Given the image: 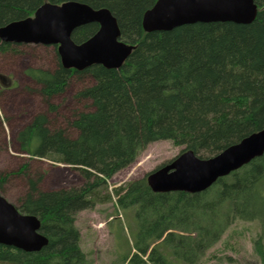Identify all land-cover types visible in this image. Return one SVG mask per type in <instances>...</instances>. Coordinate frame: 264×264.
Masks as SVG:
<instances>
[{"label":"trees","instance_id":"obj_1","mask_svg":"<svg viewBox=\"0 0 264 264\" xmlns=\"http://www.w3.org/2000/svg\"><path fill=\"white\" fill-rule=\"evenodd\" d=\"M67 1L107 9L120 41L133 50L117 70L100 65L68 70L57 55L52 71H27L45 102L62 95L73 77L92 78L75 95L86 109L70 116L67 130L51 128L46 114H37L16 136L28 159L78 169L84 182L44 191L41 177H29V164L19 167L28 190L16 209L39 220L47 245L36 253L0 245V264H85L76 214L92 209L106 182L149 144L170 141L206 159L264 129V0H253L258 9L249 25L196 23L150 33L143 30L142 19L156 0H0V28L33 17L44 3ZM97 30L95 23L82 26L71 39L80 44ZM20 46L0 41V54ZM11 175H0V191ZM113 192L120 209L136 208L137 253L124 264H170V254L192 264L186 251L195 238L196 247L203 248L235 221H264V154L201 193H153L145 178ZM180 233L195 235L185 239ZM161 245L171 253H160Z\"/></svg>","mask_w":264,"mask_h":264},{"label":"rangeland","instance_id":"obj_2","mask_svg":"<svg viewBox=\"0 0 264 264\" xmlns=\"http://www.w3.org/2000/svg\"><path fill=\"white\" fill-rule=\"evenodd\" d=\"M57 62L56 46L21 45L15 52L0 54V175L12 174L0 195L17 208L28 190L24 176L17 174L23 164L30 166L29 177L42 178L39 187L44 191L78 188L84 182L78 169L45 159H28L16 141L17 133L37 114H46L51 128L67 130L70 116L86 109V102L77 100L75 95L82 87L93 83L90 76L73 77L62 95L45 102L38 93L39 87L27 75L29 69L52 71ZM49 105L56 109L50 111ZM70 133L75 136L73 131ZM182 150L183 146H174L170 141L149 144L135 162L106 182L92 209L76 214L74 225L79 231V247L85 255V264H124L123 259L137 253L136 208L120 209L113 191L128 182L146 179L148 173L173 160ZM263 223L259 220L235 221L215 242L203 248L196 247L199 237L195 238L188 244L190 252L186 251L192 256L191 263L263 264L258 250L261 248L264 253ZM180 234L186 236L185 239L195 235ZM158 250L171 253L163 245ZM169 260L170 264H188L179 262L171 254Z\"/></svg>","mask_w":264,"mask_h":264},{"label":"water","instance_id":"obj_3","mask_svg":"<svg viewBox=\"0 0 264 264\" xmlns=\"http://www.w3.org/2000/svg\"><path fill=\"white\" fill-rule=\"evenodd\" d=\"M257 9L253 0H156L143 15L142 27L150 33L196 23L249 25L255 20ZM92 23L98 25L97 32L75 44L72 33ZM119 38L117 22L107 9H93L75 1L44 3L33 17L0 28L3 43L56 46L60 65L77 72L94 65L120 69L133 46ZM263 154L264 129L211 158L203 159L190 150L182 151L173 160L148 173L145 180L153 193L197 194ZM39 228L40 222L35 216L20 213L0 195V245L26 253L39 252L47 245Z\"/></svg>","mask_w":264,"mask_h":264}]
</instances>
